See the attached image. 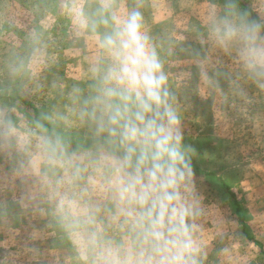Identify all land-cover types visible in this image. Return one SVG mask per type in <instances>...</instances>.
Listing matches in <instances>:
<instances>
[{
  "label": "clouds",
  "instance_id": "clouds-1",
  "mask_svg": "<svg viewBox=\"0 0 264 264\" xmlns=\"http://www.w3.org/2000/svg\"><path fill=\"white\" fill-rule=\"evenodd\" d=\"M72 22L80 32L105 27L98 43L106 59L92 67L87 91H72L73 115L92 148L81 154L61 134L39 136L42 181L56 211L88 264H203L191 149L141 11L93 20L77 8ZM206 28L234 65L225 74L231 87L245 95L246 81L264 91V18L223 0L212 5ZM3 123L10 134V118Z\"/></svg>",
  "mask_w": 264,
  "mask_h": 264
},
{
  "label": "rangeland",
  "instance_id": "rangeland-1",
  "mask_svg": "<svg viewBox=\"0 0 264 264\" xmlns=\"http://www.w3.org/2000/svg\"><path fill=\"white\" fill-rule=\"evenodd\" d=\"M184 2V23L156 25L159 29L151 36L160 49L163 27L174 51L178 47L184 53L178 62L182 65L176 73L179 80L170 91L179 92L175 97L193 166L213 175L195 174L202 212L194 225L203 243V264H264V91L246 81H241L245 95L235 91L225 75L234 71V65L207 37V14L223 0ZM239 5L264 18V0H239ZM1 13L0 8V264H88L72 235L73 247L59 232L55 237L56 233L46 231H56V225L62 227L64 222L42 181L39 136L45 133L36 124L34 111L60 132L90 139L73 115L72 91L91 75L81 77L83 70L73 66L76 61L62 63L70 44L65 38L20 37L16 26ZM97 13L111 14L96 8L91 15ZM39 29L59 33L65 26L50 24ZM79 44L75 41V46ZM5 117L13 125L10 134ZM223 183L240 202L248 232L257 244L242 232ZM113 234L122 238L119 232ZM49 258V263L44 262Z\"/></svg>",
  "mask_w": 264,
  "mask_h": 264
},
{
  "label": "crops",
  "instance_id": "crops-1",
  "mask_svg": "<svg viewBox=\"0 0 264 264\" xmlns=\"http://www.w3.org/2000/svg\"><path fill=\"white\" fill-rule=\"evenodd\" d=\"M0 8L2 10V17H6L8 19H6L7 22L16 26L17 34L20 37L32 39L39 37L40 40L51 39V37L57 39L65 38L70 44L69 47L67 46L68 48H64L65 50L62 49L65 54L62 63L64 65H73L72 63L76 61L73 66L80 67L83 70L81 77H86L87 74L90 73L91 76L82 80L83 82L80 83L81 87L86 88L92 83V67L102 59H106L105 53L99 47L98 43V34H102L106 29L103 25H100L96 32L78 31L72 22L73 13L77 8H83L91 19L95 18L94 20H99L101 17V14L98 13L96 17L91 15L96 8H101V10H105L107 14H115L118 17L126 16L128 11L134 8L138 9L142 13L145 29L150 37L153 38L151 35L159 29L156 25L160 27L161 24L166 23H184L186 3L184 0H0ZM6 8H8L7 11H4ZM160 11H162L161 16L158 14L156 15V13ZM192 14L194 13L192 12ZM102 15L106 16L104 13H102ZM50 24H61L65 26V29L64 31H59V33H53L48 29H46L45 32H37V28L40 27L39 30H41L43 25ZM168 38L166 31L161 27L159 39L161 43L162 40H164V45L161 44L160 49L157 47V50L164 64V71L168 76L169 88L171 89L173 83L179 80L176 73L178 72L177 69L181 68L182 65H179L180 63L178 62L179 57H182L181 55H184V53H179L178 47H176L177 49L174 51L175 47H172L173 43H171L170 40L168 41ZM71 40L74 44L71 43ZM77 40L80 41V44L75 46V41ZM177 45L179 44L177 43ZM49 49V51H53L52 48ZM56 52L60 53L61 51L57 49ZM69 54L77 56L76 60L67 59ZM181 75L183 74L181 73ZM180 87L181 84L176 86L177 89H180ZM178 93L179 92L176 91V93L173 94L179 97ZM69 101L68 99V103ZM34 113L35 117L39 118L40 115L37 109H35ZM51 123L54 124L52 121ZM45 135H47V133H45ZM42 230L45 231L46 229L42 228ZM46 231L52 235L56 233L55 237L59 232V235L64 237L66 242L73 247L71 234L69 235V230L66 228L65 224L62 225V227L56 225V231L53 228ZM249 237H251L250 233ZM248 241L251 240L248 239ZM252 242L257 244L258 241L256 242L252 238ZM44 260V262L47 263L51 261L50 258Z\"/></svg>",
  "mask_w": 264,
  "mask_h": 264
},
{
  "label": "trees",
  "instance_id": "trees-1",
  "mask_svg": "<svg viewBox=\"0 0 264 264\" xmlns=\"http://www.w3.org/2000/svg\"><path fill=\"white\" fill-rule=\"evenodd\" d=\"M249 12L251 13V15L253 17H258L252 11H249ZM37 122H38V124H37ZM36 124L40 125V129L43 132L47 133V135H52L53 133H57V132L59 133L60 132L58 130V128L54 124H52L51 122H49V121H47V120H45L43 118H38L37 121H36ZM41 125L43 127H41ZM59 134H62V136H64L66 139L69 140L72 149H74V150L79 149L81 151V153H85V152H87V150L92 148L91 139H86V138H82V137H73L71 134L65 133V132H63V133L60 132ZM74 139H77V140H74ZM194 170H195V174H198V175H200L202 177H205V178L213 176L212 174L206 173V172H204V171H202V170H200V169H198L196 167H194ZM223 184L226 187V190H228V186L225 183H223ZM227 192H228L227 194L229 195V197L233 201L234 208H235V213L237 214L238 221L240 223V227L242 229V232L245 234V236L249 240L252 241V238L249 237V232H248L249 231V227L247 225L246 216L244 215V213L242 211L240 202L238 201V199H237V197L235 196L234 193L230 192L229 190Z\"/></svg>",
  "mask_w": 264,
  "mask_h": 264
}]
</instances>
